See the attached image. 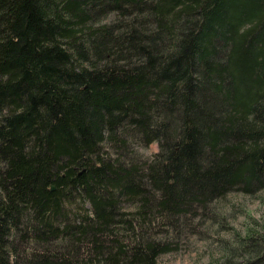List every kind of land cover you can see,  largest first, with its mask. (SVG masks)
<instances>
[{
  "label": "trees",
  "instance_id": "trees-1",
  "mask_svg": "<svg viewBox=\"0 0 264 264\" xmlns=\"http://www.w3.org/2000/svg\"><path fill=\"white\" fill-rule=\"evenodd\" d=\"M232 191L264 192V0H0V264H158Z\"/></svg>",
  "mask_w": 264,
  "mask_h": 264
},
{
  "label": "rangeland",
  "instance_id": "rangeland-1",
  "mask_svg": "<svg viewBox=\"0 0 264 264\" xmlns=\"http://www.w3.org/2000/svg\"><path fill=\"white\" fill-rule=\"evenodd\" d=\"M158 150L155 142L139 152L151 156ZM212 204L211 209L188 219L184 235L177 239L179 247L162 254L158 264H224L227 251L238 247L240 237L251 229L261 231L264 227V192L232 191ZM229 258L239 261L238 257Z\"/></svg>",
  "mask_w": 264,
  "mask_h": 264
}]
</instances>
